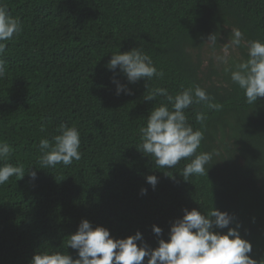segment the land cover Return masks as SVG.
Returning a JSON list of instances; mask_svg holds the SVG:
<instances>
[{
    "label": "trees",
    "instance_id": "1",
    "mask_svg": "<svg viewBox=\"0 0 264 264\" xmlns=\"http://www.w3.org/2000/svg\"><path fill=\"white\" fill-rule=\"evenodd\" d=\"M0 5L22 22L0 57L7 63L0 79V139L13 148L8 162L25 169L23 178L0 185V264H31L44 250L77 259L66 242L83 219L106 227L114 239L139 231L156 248L185 209L206 214L213 207L233 217L229 227L239 225L241 237L252 244L249 255L264 260V97L246 103L244 91L224 71L247 59L245 47L230 50L228 65L217 59L233 27L247 41H264V0H0ZM212 33L218 37L215 48L206 41ZM134 47L152 57L163 79L131 83L119 67H107L112 54ZM114 80L130 94L118 95ZM196 85L223 108L209 111L201 104L185 110L194 129L201 127L196 112H208L198 152L218 153L207 176L186 181L180 172L192 158L158 169L138 150L139 130L164 99L146 100L149 90L163 87L176 95ZM61 124L79 130L82 157L40 169L39 141H51ZM149 175L158 178L155 187ZM153 225L162 229L160 236Z\"/></svg>",
    "mask_w": 264,
    "mask_h": 264
},
{
    "label": "clouds",
    "instance_id": "2",
    "mask_svg": "<svg viewBox=\"0 0 264 264\" xmlns=\"http://www.w3.org/2000/svg\"><path fill=\"white\" fill-rule=\"evenodd\" d=\"M22 31V22L13 18L6 5H0V57L5 53L7 44L19 36ZM210 47L215 48L218 37L215 33L209 34L207 40ZM239 47L247 49V59L233 62L226 66L224 71L230 74V79L244 91L246 103L253 104L258 97H264V41L244 38L238 27L231 29L230 38L223 46L224 55L218 61L228 65L230 50ZM107 67L120 71L126 75L129 82L134 83L141 78L147 81L154 77L163 79L164 72L154 64L152 57L138 47L124 52L112 54ZM7 75V63L0 58V79ZM117 94L128 92L126 86L118 81ZM163 97L159 106L153 107L147 116L146 126L140 128V146L138 148L146 156L154 160L158 169L165 166L175 168L181 160L192 158L180 172L184 180L189 181L191 176H207V167L213 162L215 152H198L204 140L205 121L208 112L197 111L196 121L200 128H193L185 110L192 105H204L209 111L222 110L221 103L214 102L206 90L199 85L189 86L172 95L166 88L155 87L148 91L146 100H156ZM58 134L52 136L51 141L45 137L39 141L42 153L40 169L68 166L82 157L80 151V132L75 126L61 124ZM13 153L12 146L0 139V185L6 184L13 176L19 179L25 175L22 165H13L8 160ZM216 161V160H215ZM30 176L35 179L36 171ZM170 177L172 173H167ZM147 182L155 187L158 178L155 175L146 177ZM146 193V189L141 190ZM233 217L225 211L216 208L209 209L202 214L197 209L184 210L182 219H177L170 228L169 238L160 239L158 247L151 248L143 242L142 234L126 238L114 239L109 230L103 226L95 228L87 219H83L78 230L69 235L66 246L77 250L78 258L73 259L66 252L59 250L38 251L31 260V264H264V260L257 261L249 253L252 244L241 237L239 225L229 227ZM227 228L226 233L214 231ZM153 232L160 236L162 229L152 226ZM137 241H141L138 246Z\"/></svg>",
    "mask_w": 264,
    "mask_h": 264
}]
</instances>
